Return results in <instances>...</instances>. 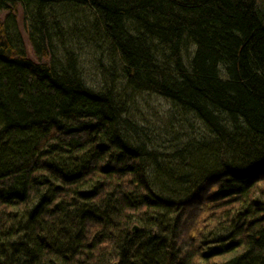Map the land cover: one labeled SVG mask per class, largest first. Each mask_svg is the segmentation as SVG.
<instances>
[{
    "label": "trees",
    "instance_id": "obj_1",
    "mask_svg": "<svg viewBox=\"0 0 264 264\" xmlns=\"http://www.w3.org/2000/svg\"><path fill=\"white\" fill-rule=\"evenodd\" d=\"M0 264H264V0H0Z\"/></svg>",
    "mask_w": 264,
    "mask_h": 264
},
{
    "label": "rangeland",
    "instance_id": "obj_2",
    "mask_svg": "<svg viewBox=\"0 0 264 264\" xmlns=\"http://www.w3.org/2000/svg\"><path fill=\"white\" fill-rule=\"evenodd\" d=\"M18 20H19V24L21 26V20H20V16H18ZM22 37H23V45L27 54V57L29 59L35 60V56L33 54L32 48L29 44V41L27 40L26 35L24 34V32L22 31Z\"/></svg>",
    "mask_w": 264,
    "mask_h": 264
},
{
    "label": "water",
    "instance_id": "obj_3",
    "mask_svg": "<svg viewBox=\"0 0 264 264\" xmlns=\"http://www.w3.org/2000/svg\"><path fill=\"white\" fill-rule=\"evenodd\" d=\"M137 227L136 226H133L132 230H135Z\"/></svg>",
    "mask_w": 264,
    "mask_h": 264
}]
</instances>
